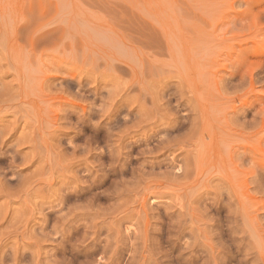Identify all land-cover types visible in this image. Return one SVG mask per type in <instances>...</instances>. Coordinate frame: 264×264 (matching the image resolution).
I'll return each instance as SVG.
<instances>
[{
	"label": "rangeland",
	"instance_id": "1",
	"mask_svg": "<svg viewBox=\"0 0 264 264\" xmlns=\"http://www.w3.org/2000/svg\"><path fill=\"white\" fill-rule=\"evenodd\" d=\"M0 264H264V0H0Z\"/></svg>",
	"mask_w": 264,
	"mask_h": 264
}]
</instances>
